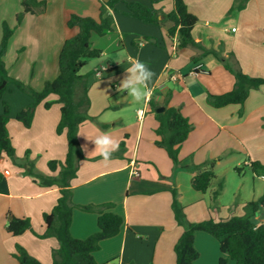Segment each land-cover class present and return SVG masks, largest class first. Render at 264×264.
Returning a JSON list of instances; mask_svg holds the SVG:
<instances>
[{"label":"crops","instance_id":"1","mask_svg":"<svg viewBox=\"0 0 264 264\" xmlns=\"http://www.w3.org/2000/svg\"><path fill=\"white\" fill-rule=\"evenodd\" d=\"M46 2V10L38 15H27L11 38L4 58L11 77L35 90L41 91L46 82L60 75L59 58L67 39L78 29H70L71 15L100 19L101 2L108 0H38ZM140 2L148 7L147 0ZM190 13L199 22L192 35L198 47L179 49L178 39H170L166 28L143 23L126 15L123 3L115 5L110 13L115 25L104 36L93 34L91 47L102 51V56L88 62L80 74L87 77L90 99V120L78 131V142L83 159L79 162L77 177L71 182L73 202L76 205L113 204L107 210L120 215L124 225L120 233L101 243L94 253L98 264H176L175 245L184 232L173 211L172 190L177 189L179 201L191 223L209 219L221 221L237 212L214 198L218 183L207 193L192 189L193 174L185 166L201 165L228 153L244 152L245 165L264 166V86L251 90L244 105L213 107L209 95H223L235 88L234 71L264 79V0H249L242 10H232L235 0H184ZM164 13L174 9L173 0H164L155 6ZM22 11L21 0H0V41L2 24L17 25ZM235 29V31H233ZM148 37L154 42L143 41ZM147 63L155 76L149 84L151 99L136 104L127 91L117 87L130 67L127 57ZM122 60L123 63L115 61ZM107 68L100 81L96 72ZM100 83V84H99ZM56 96L46 109L44 103L36 109L30 128L17 120L33 100L15 86H11L3 100L11 112L8 130L16 155L24 159L30 153L36 170L54 175L51 161L64 162L68 153L67 132L58 134L61 105ZM180 110L189 119L193 129L179 153L181 167H176L167 152L156 145L159 122L149 113L150 104ZM147 107L144 122L138 121V111ZM3 101H0V115ZM108 132L119 141V150L109 160L94 152V139ZM87 136L90 140H88ZM87 146V152L83 146ZM0 264H18L13 257L17 245L42 264H53V250L59 247L55 238L42 239L46 232L43 215L50 213L60 197V188L42 187L24 174L10 158H0ZM8 172V174H7ZM259 178L262 172L255 173ZM217 176V175H216ZM217 181V178L216 180ZM217 186V187H216ZM264 192L254 191L249 203H256ZM264 207L259 206V221H264ZM251 213L246 207L242 217ZM11 216L29 218L32 230L14 237L8 233ZM226 217V218H225ZM241 217V216H240ZM99 215L75 209L71 225L74 238L85 240L99 231ZM195 249L199 259L194 264H235L221 251L219 242L205 232L195 235Z\"/></svg>","mask_w":264,"mask_h":264},{"label":"trees","instance_id":"2","mask_svg":"<svg viewBox=\"0 0 264 264\" xmlns=\"http://www.w3.org/2000/svg\"><path fill=\"white\" fill-rule=\"evenodd\" d=\"M151 7L143 5L140 0H108L101 2L100 19L71 15L67 26L70 29H78V33L65 41L60 58V75L54 81L46 82L41 91L14 79L10 76L4 58L8 46L17 26L27 15H38L46 10V2L38 0H21L22 11L17 15L16 27H11L7 22L2 24V37L0 41V101H3V114L0 115V158L4 155L10 158L18 167L25 170L24 174L42 187L60 188V197L56 206L50 213L43 215L46 232L39 236L42 239L55 238L59 247L53 250V264H98L94 259V253L100 250L101 243L117 236L124 219L107 210L113 208V204L80 206L73 202L71 182L77 177L79 162L83 159L81 147L78 142V131L82 124L91 119L89 116L90 99L88 96L87 77L80 74L92 59L102 56V51L91 47L93 34L104 36L106 32L114 30V17L110 10L115 9L119 2L123 3L128 12L127 16L135 18L146 24H153L160 28H166L170 39L177 38L179 49L198 47L192 35L199 19L189 12L184 0H173L174 9L171 13H164L155 6L164 0H147ZM249 0H235L232 10H242ZM143 41L154 42V39L145 37ZM226 67L233 71L236 78L235 88L223 95H209L208 101L215 108H223L230 105H244L251 90L264 86V79H256L234 71L228 63ZM28 95L33 102L17 115V120L26 128L32 126L36 109L42 103L49 109L54 102L47 101L50 96H56V103L61 105V120L57 128L58 134L67 132L68 153L64 162L51 161L50 171L56 176L44 175L36 170L35 162L27 153L24 159H19L13 146L12 138L8 130L10 106L3 98L11 86ZM164 108V112L158 113L157 109ZM149 113L154 114L159 122L156 134L160 137L156 145L163 148L176 167L180 166L179 153L182 145L187 141L193 126L189 119L184 117L179 109L168 107V102L162 107L150 104ZM216 160L205 162L201 165L182 167L193 174L191 180L192 189L207 193L216 180ZM255 173H264V166L259 163L252 165ZM4 179L0 172V183ZM222 185L215 191L214 198L220 196ZM173 211L177 223L184 228V232L175 245L177 256L176 264H194L199 259V253L195 249V235L197 232H205L215 238L221 251L235 264H264V224L256 225L253 215L264 202V196L256 203H249L251 213L247 216H233L231 218L215 221L209 219L200 223H191L186 216L183 205L179 201L177 189H173ZM80 209L99 215V231L85 240H79L72 236L71 225L73 212ZM8 233L18 237L32 230L29 218L11 216L7 225ZM13 257L18 264H42L21 245L16 246ZM105 264H115L105 263ZM219 264H227V260L220 259Z\"/></svg>","mask_w":264,"mask_h":264},{"label":"rangeland","instance_id":"3","mask_svg":"<svg viewBox=\"0 0 264 264\" xmlns=\"http://www.w3.org/2000/svg\"><path fill=\"white\" fill-rule=\"evenodd\" d=\"M215 160L217 181H214L213 186L216 183L219 184L218 188L220 185L223 186L218 199L226 206L224 212H229L228 206L233 205L237 216H243L254 191L261 194L264 192V180L254 174L252 168L245 165L247 157L243 151L240 154L233 152L221 155ZM261 212L264 213L263 210Z\"/></svg>","mask_w":264,"mask_h":264},{"label":"clouds","instance_id":"4","mask_svg":"<svg viewBox=\"0 0 264 264\" xmlns=\"http://www.w3.org/2000/svg\"><path fill=\"white\" fill-rule=\"evenodd\" d=\"M130 67L126 69V75L121 80L117 91L124 92L127 91L128 95L133 98V102L136 104L147 103L152 95L153 89L149 87L150 82L155 76L154 71H152L147 63L141 61L139 58H133L131 56L127 57ZM122 64V60L115 61ZM107 71L106 67L96 72V78L98 81L104 77V72ZM100 84V83H99ZM90 140L87 136H85ZM95 145L94 152L99 154L104 160H109L112 154L119 150V141L114 138L110 133L105 132L97 135L94 139H91ZM85 152H87V146H83ZM253 219L259 221L260 212L257 211L253 215ZM264 223V221H260Z\"/></svg>","mask_w":264,"mask_h":264},{"label":"built area","instance_id":"5","mask_svg":"<svg viewBox=\"0 0 264 264\" xmlns=\"http://www.w3.org/2000/svg\"><path fill=\"white\" fill-rule=\"evenodd\" d=\"M233 31H235V29H234ZM146 113H147V107H145V108H143V109H141V110L138 111V121H139L141 124H142V123L144 122V120H145ZM7 174H8V172H7ZM260 178H262V179L264 180V175H261ZM262 206L264 207V202H263ZM262 224H264V223H262Z\"/></svg>","mask_w":264,"mask_h":264},{"label":"water","instance_id":"6","mask_svg":"<svg viewBox=\"0 0 264 264\" xmlns=\"http://www.w3.org/2000/svg\"><path fill=\"white\" fill-rule=\"evenodd\" d=\"M164 110H165L164 108H159V109H157V112L162 113V112H164Z\"/></svg>","mask_w":264,"mask_h":264}]
</instances>
